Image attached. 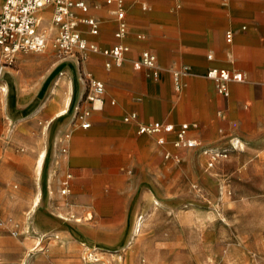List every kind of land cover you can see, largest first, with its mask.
<instances>
[{
  "label": "crops",
  "instance_id": "0c3cea01",
  "mask_svg": "<svg viewBox=\"0 0 264 264\" xmlns=\"http://www.w3.org/2000/svg\"><path fill=\"white\" fill-rule=\"evenodd\" d=\"M83 1L89 12L87 15L77 12L76 15L94 18L99 23V32L97 36H91L87 27L81 24L78 29L82 37L101 48L112 47L117 42L114 38L117 27L113 14L115 6H107L101 0ZM2 4L3 0H0V9ZM123 9L127 34L122 42L129 50L121 66L106 68L108 60L101 55L89 54L81 62L75 58L58 60L51 47L38 54L20 52L10 65L2 67L0 73V114L5 119L2 130L11 127L10 140L28 145L38 155L42 146L44 150L49 149L47 171L57 170L59 175L64 172L70 175L69 188L76 192L73 200L82 205L81 208H123L127 216H133L137 209L150 206L148 187L152 186V180L147 177L154 173L155 159L148 139L153 137H140L136 133L137 126L152 122L183 124L151 119L157 115L154 110L166 112L175 105L170 89L172 86L174 91L170 69L175 65L184 66L190 73L187 78H193L189 92L193 93L196 106L192 109L191 121L210 133L205 142L207 146H213L214 113L223 100L214 83L204 76L209 69L219 68L240 72L245 77L241 65L250 64L251 79H264V0H123ZM51 14L50 6L40 10L38 30L47 36L54 49L51 40L56 30L51 24ZM227 32L233 35L231 44L225 41ZM143 51L155 55L159 67L157 78L149 76L146 69L133 68ZM230 65L237 69L228 68ZM82 74H90L103 83L105 89L101 109L91 112L88 119L89 129L72 124L77 111L90 109V104L84 101L86 88ZM234 84L229 85V93L231 89L238 93L245 88L237 85L239 83ZM255 89L253 100L264 108V88ZM235 102L238 111L244 115L241 110L243 100L236 97ZM130 114H135L136 120L125 122L124 118ZM250 121H256L259 129H264V119L253 116ZM259 122H262L261 126ZM66 135L69 138L65 140ZM189 137L199 141L191 133ZM59 143L64 144L66 155L53 161ZM132 144L137 151L125 148ZM166 145H170V141ZM250 149L255 160L264 161V140H258ZM174 150L176 154L171 152V157H178L177 154L182 152ZM190 156L195 163L201 160L195 155L185 158ZM130 168L136 173L133 181L125 174ZM205 178V185L210 186L212 181L207 178L209 182L206 183ZM128 183L130 191L126 188ZM81 208L77 210L79 215L84 214ZM42 213L44 220H35L36 227L56 231L66 239L73 238L74 242L57 246L54 255L55 261L69 263V255L81 253L83 240L71 222H62L45 210ZM102 218L104 220L100 222H114L109 219L110 215ZM131 225L130 231L134 232L133 221ZM127 231L125 227L123 232ZM136 245L133 243L126 250L125 264H130V252ZM67 251L73 253L67 254Z\"/></svg>",
  "mask_w": 264,
  "mask_h": 264
},
{
  "label": "rangeland",
  "instance_id": "374dc122",
  "mask_svg": "<svg viewBox=\"0 0 264 264\" xmlns=\"http://www.w3.org/2000/svg\"><path fill=\"white\" fill-rule=\"evenodd\" d=\"M50 47L56 58L63 60L48 43L47 49ZM241 66L246 76L237 85L244 90L234 93L231 89L227 98L214 93L223 103L214 109L213 146L205 142L210 133L191 121L196 106L193 93L189 92L193 78H183L184 86L178 92L170 85L174 107L166 112L154 110L157 115L151 119L188 124L189 133L199 140L200 146L171 157L176 154L172 144L157 148L154 137L140 136L148 138L153 147L154 173L147 177L152 180L148 187L150 206L137 209L133 216H127L123 208H81L73 200L76 192L70 188L68 194L61 195V184L69 174L47 171L49 149L44 150V146L38 155L28 145L10 140L11 127L2 130L5 119L0 114V264H125L126 250L133 243L137 245L130 252V264H264V161L255 160L250 149L258 140H264V129L250 121L253 116L264 119V108L253 100L255 88H264V79H251L248 72L252 65ZM254 68L259 70L256 65ZM236 97L244 102V115L236 107ZM71 110L74 112V107ZM75 122L72 124L78 127ZM234 140L239 141L240 148H232ZM134 144L125 148L137 151ZM64 147L61 143L56 145L53 161L66 155L61 152ZM207 150H226L227 158H219L209 167L210 157L204 154ZM163 152L170 158L164 159ZM186 155L201 160L195 163L193 157L185 158ZM40 156L43 161L37 168ZM125 174L129 181L135 179L134 169ZM204 178L212 184L205 185ZM126 188L130 191L129 183ZM79 208L83 215L77 213ZM42 210L62 222H71L83 240L81 253L69 255V263L55 261L54 255L57 246L74 242L73 238L36 227L35 220H44ZM105 215L114 222H100ZM131 221L138 234L130 231ZM125 227L127 233L123 232Z\"/></svg>",
  "mask_w": 264,
  "mask_h": 264
},
{
  "label": "built area",
  "instance_id": "2783aa9c",
  "mask_svg": "<svg viewBox=\"0 0 264 264\" xmlns=\"http://www.w3.org/2000/svg\"><path fill=\"white\" fill-rule=\"evenodd\" d=\"M107 6H115L113 12L117 22L114 38L117 41L112 47L101 48L95 44L87 42L79 31V25H84L91 36H97L99 32V23L92 17L85 16L79 18L76 13L87 15L88 5L83 0H3L0 9V73L2 67L10 65L14 56L20 52L42 53L47 48L49 39L38 30L40 19L38 13L44 7H52L51 24L56 30V34L51 40L54 49L62 59L75 58L81 62L89 53L101 55L108 60L106 68L111 66L119 67L123 64L125 55L129 48L123 44L127 34L125 23V12L123 9V0H101ZM233 40L231 32L225 34L226 43L230 44ZM211 59V56L207 57ZM135 70L146 69L148 75L157 78L159 67L155 55L149 51H143L138 61L133 63ZM174 91L178 92L182 88V80L190 73L186 69H170ZM205 78L211 80L219 96L227 98L229 96V85L231 83L243 82L244 76L240 72H233L226 69L211 68ZM82 79L86 88L84 101L90 104L87 111H77L76 121L82 129H89L88 121L91 112L98 111L102 107V96L104 94V85L94 79L90 74H82ZM136 120L135 114H130L124 118L125 122ZM136 133L140 136L154 137L158 147H164L170 141L174 149L193 150L200 146L196 139L189 137V125L184 123L175 126L169 123L152 122L141 123L137 126ZM69 135L65 136V140ZM170 139V140H169ZM238 140H234L233 149L240 148ZM62 154H66V148L61 149ZM210 157L209 167L217 159L227 158V151H205ZM165 159L170 158V154L164 155ZM70 176H66L63 181L61 195L69 193L68 181Z\"/></svg>",
  "mask_w": 264,
  "mask_h": 264
},
{
  "label": "bare ground",
  "instance_id": "6f19581e",
  "mask_svg": "<svg viewBox=\"0 0 264 264\" xmlns=\"http://www.w3.org/2000/svg\"><path fill=\"white\" fill-rule=\"evenodd\" d=\"M48 7V6H47ZM44 8H46V7H44ZM43 9V8H42ZM42 156H40L39 157V159H38V162H37V168H40V164H41V161H42ZM137 225V224H136ZM139 225V224H138ZM138 229V228H137ZM134 233L135 234H138L139 232L136 230V226H135V228H134Z\"/></svg>",
  "mask_w": 264,
  "mask_h": 264
}]
</instances>
